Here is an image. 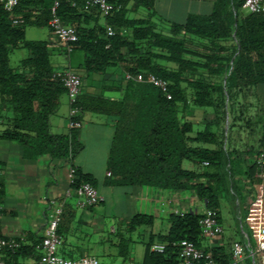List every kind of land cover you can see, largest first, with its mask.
I'll list each match as a JSON object with an SVG mask.
<instances>
[{"label": "trees", "instance_id": "1", "mask_svg": "<svg viewBox=\"0 0 264 264\" xmlns=\"http://www.w3.org/2000/svg\"><path fill=\"white\" fill-rule=\"evenodd\" d=\"M73 1V7L62 3L58 16L76 31L77 40L68 47L83 53L82 65L71 70L80 78L82 88L86 77L120 68L124 75L152 74L165 80L171 93V100H166L152 85L126 80L121 100L91 95L81 88L78 107L82 114L109 115L115 119L106 162L111 173L108 184L191 190L219 220V188L209 169L222 164L224 153L205 145L217 146L220 136L209 126L190 136L193 124L185 118L184 110L188 106L209 109L218 124L225 122L227 112H231L233 121L238 96L264 85V8L252 14L242 9L244 0H214L210 14H190L182 24L171 23L169 34L163 35L149 18L128 17L131 10L141 8L153 15L155 0H116L119 10L104 18L103 25L98 23V12L84 10L87 0ZM50 6V0H19L13 15L0 7V141L19 144L27 159L42 155L72 159L82 149L77 130L65 135L50 132V117L56 114L66 92L54 78L56 70L50 63L49 42L26 38L28 27L48 28ZM13 16L23 23L13 25ZM106 25L116 29V35L106 36ZM122 30L126 33L122 34ZM19 49L26 50L27 57L13 68L10 55ZM260 141L262 152L264 135ZM185 162L197 167L186 169ZM82 183L96 186L92 176L76 169L74 186ZM3 194L0 183V199ZM64 217L63 210L60 236ZM201 217L202 213L171 214L168 230L153 234L154 218L135 214L124 228L114 232L119 237L116 256L122 262L132 260L131 245L135 242L131 236L147 232L139 264H180L173 244L188 240L199 247L204 239L198 225ZM40 241L41 238L5 252L3 260L6 264H18L19 258L34 257ZM153 244H163L164 252H150ZM206 250L218 264L230 262V254L224 248Z\"/></svg>", "mask_w": 264, "mask_h": 264}, {"label": "crops", "instance_id": "2", "mask_svg": "<svg viewBox=\"0 0 264 264\" xmlns=\"http://www.w3.org/2000/svg\"><path fill=\"white\" fill-rule=\"evenodd\" d=\"M213 2L214 0H155L154 13L151 16L147 13V16L154 24L153 17L162 12L160 7L163 3H169L167 7L172 10L173 16L182 14L183 21L177 23L182 24L190 14H210ZM170 9L167 10L170 12ZM138 11L131 10L128 17L145 19L140 17ZM104 22L101 16L98 23L103 25ZM40 31L43 33L42 41H48L50 44L51 55L60 54L66 58L67 65L54 68L56 71H74L82 65V52L72 50L67 52L65 46L52 35L48 28L40 29ZM124 80V74L120 68H111L103 75L86 77L81 88L91 95L121 100ZM260 90L264 93V85L246 92L256 99ZM196 111H198L197 108L192 106L184 110L185 118L193 124V132L190 136L209 126L210 131L218 133L220 142L217 146L205 145V147L211 150L221 149L224 153L222 164L213 165L209 169L212 180L219 188V223L223 228V234L219 240L213 242L203 239L199 247L203 249L222 247L229 253L231 243L239 241L246 248H251L253 238L247 223L264 217V179L257 177L255 167V158L262 150L260 139L264 135V126L262 128L250 122L254 115L259 116L255 113L249 116L244 113L235 114V120H231L229 124L226 122L218 124L213 113L208 114L207 111H202L205 119L203 121L196 118ZM68 112V100L66 95H63L56 114L50 117L49 125L52 134L69 133ZM246 119L248 121L242 123L241 120ZM114 120V117L109 115L81 114L82 127L77 130V139L82 149L71 160L53 159L47 155L27 159L23 157L22 147L19 144L0 141V183L4 190L0 199L2 237H22L25 239V244H31L43 235L50 205L65 200V217L61 226L62 245L59 252L62 257L71 260L86 255L83 249L69 241V237L80 230L81 226L89 223L88 219L95 216L93 213L95 207L80 209L76 207L74 197L65 198L68 188L67 170L70 165H74L76 169L89 174L95 180V188L103 198L101 205H108L115 209V214H112L116 218L114 224L124 225L135 214L150 215L155 220L152 233L159 234L168 230V218L171 214L203 213L204 202L199 200L191 190H162L139 186L122 188L108 184L111 173L106 169V162L114 136ZM188 165L189 170L197 167L191 163ZM108 173L110 176L107 175ZM226 203L235 211L236 216L233 222L230 221L227 224V230L222 219V209ZM92 224L95 225L96 222ZM111 231L115 232L113 228ZM144 235L148 239L149 234L145 232ZM41 255V251L37 249L34 257L19 258L18 264H39ZM239 264L253 263L244 260Z\"/></svg>", "mask_w": 264, "mask_h": 264}, {"label": "built area", "instance_id": "3", "mask_svg": "<svg viewBox=\"0 0 264 264\" xmlns=\"http://www.w3.org/2000/svg\"><path fill=\"white\" fill-rule=\"evenodd\" d=\"M50 19L47 23L49 31L70 51L68 45L76 42L77 36L74 27L66 25L58 16V10L62 3L75 6L73 0H50ZM19 0H0V7L9 14L13 15L15 8L18 6ZM264 8V0H244L242 9L248 13H259ZM84 10H95L103 18L112 17L114 12L119 10L116 0H87L84 4ZM13 25H20L23 20L13 16ZM106 36L111 37L116 35L117 30L106 25ZM122 34L126 31L122 30ZM54 78L57 79L63 86L69 104L68 112V128L71 130H79L82 127L81 110L78 107V98L81 94V82L78 75L71 70L56 71ZM126 81H134L137 83L150 84L157 88L166 100H171L169 92V84L152 74H125ZM67 160H71L69 157ZM206 165V163H204ZM255 166L257 168V177L264 179V150L255 158ZM110 176V173L107 174ZM76 167L70 165L67 170L68 188L65 193V198L74 197L76 199V207L86 209L103 202L102 196L89 183L75 185ZM65 200L54 202L50 205L49 212L46 217V224L41 237V241L36 249L41 251V260L39 264H99L96 257L83 255L77 259L71 260L59 256L57 249L62 245V237L58 234V227L61 222V217L64 210ZM205 204V202H204ZM1 211V208H0ZM1 217V215H0ZM201 234L208 242L219 240L223 234V228L219 223L217 215L210 209H204L202 217L198 222ZM251 230L253 243L251 248H246L241 242L234 241L230 246V262L228 264H239L244 260H249L253 264H264V217L260 220H253L247 223ZM25 239L19 238H4L0 234V264H6L3 260L5 252H13L24 245ZM177 249V256L180 264H218L213 258L209 250L197 247L193 242L188 240H180L173 244ZM165 250L163 244H153L150 247V252L162 254ZM120 264H138L133 260H127Z\"/></svg>", "mask_w": 264, "mask_h": 264}, {"label": "rangeland", "instance_id": "4", "mask_svg": "<svg viewBox=\"0 0 264 264\" xmlns=\"http://www.w3.org/2000/svg\"><path fill=\"white\" fill-rule=\"evenodd\" d=\"M168 2V1H163ZM169 3H163V6L160 7L161 13L159 12L158 15L153 17V23L155 25L156 31L163 35H168L170 31V24L172 22L179 23L183 21L182 14H176L173 16V12L170 8L167 7ZM170 9V12L169 10ZM140 17L148 18L147 13L148 11L145 9H139L138 11ZM131 17H134L131 15ZM181 23V22H180ZM26 38L28 40H43V33H41L40 29L34 27H28L26 29ZM27 57V52L24 49L15 50L10 55V65L11 67L15 68L19 62ZM50 63L54 68L60 67L62 65H67V61L65 56L63 55H51L50 56ZM75 69V68H74ZM237 104L235 107V114H258L259 116L256 117L254 115L253 118L250 119L251 123L259 125V127L264 126V93L260 90L259 96L256 99H253V96L250 95L249 92H245L244 94H240L237 98ZM255 100V101H254ZM250 102V103H249ZM254 109V110H253ZM195 115L196 118L205 120L204 113L202 111H207L208 114L212 113L209 109H200L197 108ZM258 110V111H257ZM260 112V113H259ZM214 115V114H213ZM211 116V115H210ZM234 116V113L227 112V117L225 122L229 124L231 122V117ZM211 118V117H209ZM250 118V117H249ZM210 120V119H209ZM242 123L246 120H241ZM197 128L195 127V130ZM252 129V128H251ZM189 163H184V168H188ZM235 211L231 209V206L226 203L225 207L222 209V219L224 223L225 229L227 228V224L230 221L233 222L235 219ZM94 217L89 218V223L87 225L81 226V229L76 231L73 236L69 237V241L74 242L75 246L83 249L86 255L96 257L99 261V264H120L121 258L117 257V248L116 244L119 240V237L115 235L111 231L113 228L114 230H120L124 228V225H117L115 223V217L112 214H115V209L108 205H97L94 208ZM98 217L102 219L99 220ZM118 221V220H117ZM93 225L92 223H95ZM74 226V225H73ZM227 230V229H226ZM131 238L135 242L131 245V258L134 262L138 263L142 261V257L144 254V246L143 241L147 240L146 235H142V233H134ZM57 254L62 256L59 252V248L57 249ZM251 262V261H249Z\"/></svg>", "mask_w": 264, "mask_h": 264}]
</instances>
